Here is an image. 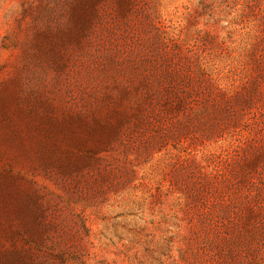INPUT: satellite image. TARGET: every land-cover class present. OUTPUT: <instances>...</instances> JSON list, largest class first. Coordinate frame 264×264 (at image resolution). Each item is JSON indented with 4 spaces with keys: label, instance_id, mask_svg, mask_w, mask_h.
Returning <instances> with one entry per match:
<instances>
[{
    "label": "rangeland",
    "instance_id": "rangeland-1",
    "mask_svg": "<svg viewBox=\"0 0 264 264\" xmlns=\"http://www.w3.org/2000/svg\"><path fill=\"white\" fill-rule=\"evenodd\" d=\"M0 264H264V0H0Z\"/></svg>",
    "mask_w": 264,
    "mask_h": 264
}]
</instances>
